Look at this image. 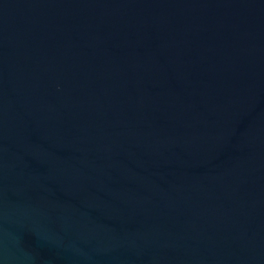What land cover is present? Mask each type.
Wrapping results in <instances>:
<instances>
[{
    "label": "water",
    "instance_id": "1",
    "mask_svg": "<svg viewBox=\"0 0 264 264\" xmlns=\"http://www.w3.org/2000/svg\"><path fill=\"white\" fill-rule=\"evenodd\" d=\"M0 264H264V0H0Z\"/></svg>",
    "mask_w": 264,
    "mask_h": 264
}]
</instances>
